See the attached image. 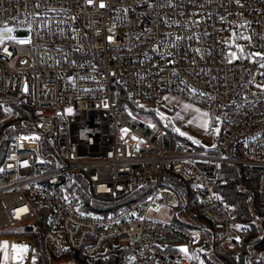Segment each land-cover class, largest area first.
Instances as JSON below:
<instances>
[{
    "label": "built area",
    "instance_id": "2783aa9c",
    "mask_svg": "<svg viewBox=\"0 0 264 264\" xmlns=\"http://www.w3.org/2000/svg\"><path fill=\"white\" fill-rule=\"evenodd\" d=\"M6 28L0 126L22 103L36 122L0 150V230L39 239L9 264L106 261L110 245L115 264H228L215 242L264 221L220 190L255 176L264 198V0H0ZM123 91L158 114L167 95L204 109L210 146L122 107ZM162 207L170 220L150 215Z\"/></svg>",
    "mask_w": 264,
    "mask_h": 264
},
{
    "label": "trees",
    "instance_id": "16d2710c",
    "mask_svg": "<svg viewBox=\"0 0 264 264\" xmlns=\"http://www.w3.org/2000/svg\"><path fill=\"white\" fill-rule=\"evenodd\" d=\"M120 103L122 107H131L132 109H140L141 112H148L149 115L158 120L159 125L175 134L169 126L165 124L163 118L158 116V111L155 108H140L126 91L120 94ZM19 110L20 115L17 118L10 119L0 126V143L15 132L28 131L35 128L36 121L32 109L22 103L19 106ZM46 146V142L41 139V148L44 149ZM2 161L3 157L2 154H0V165ZM258 180L259 179L255 176L249 179L239 177L236 181L226 183L220 189L223 199L238 208V218L251 219L255 215H264V198L261 193L258 192ZM190 207L192 206L190 205ZM194 215L205 224L212 225V223L199 212H196ZM175 220L179 221L177 217ZM181 222L185 223L183 221ZM34 227L35 226L5 228L0 230V237H26L35 240L39 244V239ZM216 231L217 227L213 226L211 232L212 236H215ZM223 244L227 246L226 242L220 245L222 246ZM215 245L218 244L215 242ZM118 250L119 248L117 246L110 245L106 252V261L101 257L90 261L77 251L70 253L71 256L73 255L71 259L61 258L56 261L61 262L67 260L72 264H115L116 259L114 257V252ZM218 253L228 264H264V221L252 225L244 240L238 243H230L229 247H226L224 250H219Z\"/></svg>",
    "mask_w": 264,
    "mask_h": 264
},
{
    "label": "rangeland",
    "instance_id": "374dc122",
    "mask_svg": "<svg viewBox=\"0 0 264 264\" xmlns=\"http://www.w3.org/2000/svg\"><path fill=\"white\" fill-rule=\"evenodd\" d=\"M6 29L0 32V36L2 37L12 36V31L7 32ZM163 101L165 103L164 104L165 107L160 108L158 116L163 118L165 124L169 126V128L178 137L187 139L188 141L194 143L195 145L210 146L211 140L207 137V129L210 125V118L208 113L204 109L200 107H195L190 103L174 95H167L166 97L163 98ZM205 113L207 114L206 116L204 115ZM205 121H207L206 127H201V124ZM181 133H184V135H182ZM3 144L4 141L0 143V150L2 149ZM150 215L156 219L167 221L171 219L172 211L170 208L162 207L158 211H151ZM1 238L17 240L19 244H22L24 243L23 242L24 240L29 239L26 237L13 238L8 236L0 237V239ZM20 239L23 241H20ZM226 244L227 246L225 244H223L222 246L220 244L215 245V248L218 251L224 250L226 247H229L230 242L227 241ZM52 264H72V263L66 260L61 262L52 261Z\"/></svg>",
    "mask_w": 264,
    "mask_h": 264
},
{
    "label": "bare ground",
    "instance_id": "6f19581e",
    "mask_svg": "<svg viewBox=\"0 0 264 264\" xmlns=\"http://www.w3.org/2000/svg\"><path fill=\"white\" fill-rule=\"evenodd\" d=\"M182 140L188 141L187 139H184L181 137ZM191 143V142H190ZM0 242H7V244L0 243V249L3 250V260H5L2 264H9L10 262L16 263L20 258L17 256V252H20V254L23 256V261L26 260V250L21 249H14L13 245L17 246H26L25 243L19 244L17 240L8 239V238H1ZM19 244V245H18ZM5 252H7V259H5ZM32 258H34L32 256Z\"/></svg>",
    "mask_w": 264,
    "mask_h": 264
},
{
    "label": "snow or ice",
    "instance_id": "6c2138e0",
    "mask_svg": "<svg viewBox=\"0 0 264 264\" xmlns=\"http://www.w3.org/2000/svg\"><path fill=\"white\" fill-rule=\"evenodd\" d=\"M88 2L91 4L92 2H93V0H88ZM101 7H105V5L103 4V2L101 3V5H100ZM6 31L7 32H11L12 31V29H6ZM14 39V37H12V36H7V37H2V36H0V43H2L3 42V39ZM26 42H28V41H24V40H21L20 41V43H26ZM6 51V50H5ZM11 53H9V55H10ZM234 55V54H233ZM257 55H259V54H257ZM262 66H264V65H262ZM70 111V110H69ZM198 111V110H197ZM205 116L207 115L206 113L204 114ZM218 119V118H217ZM206 124H207V121H205V122H203L202 124H201V127H206ZM217 131H218V129H217ZM182 135H184V133H181ZM198 142V141H197ZM0 243H3V244H7V242H0ZM13 248L14 249H21V250H26V248H27V246H17V245H13ZM183 251H187V249H182ZM17 256L20 258V259H23V256L20 254V252H17ZM5 259H7V252H5Z\"/></svg>",
    "mask_w": 264,
    "mask_h": 264
},
{
    "label": "water",
    "instance_id": "95a60500",
    "mask_svg": "<svg viewBox=\"0 0 264 264\" xmlns=\"http://www.w3.org/2000/svg\"><path fill=\"white\" fill-rule=\"evenodd\" d=\"M32 251H33V253H36V251H37L36 246H32ZM32 262H34L33 259H32Z\"/></svg>",
    "mask_w": 264,
    "mask_h": 264
}]
</instances>
